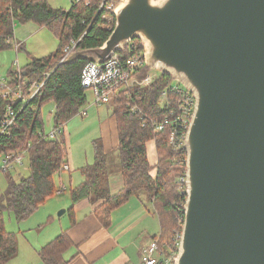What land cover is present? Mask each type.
<instances>
[{
    "label": "water",
    "instance_id": "95a60500",
    "mask_svg": "<svg viewBox=\"0 0 264 264\" xmlns=\"http://www.w3.org/2000/svg\"><path fill=\"white\" fill-rule=\"evenodd\" d=\"M115 21L64 60L103 61L139 37L148 65L196 96L174 264H264V0H120Z\"/></svg>",
    "mask_w": 264,
    "mask_h": 264
},
{
    "label": "trees",
    "instance_id": "16d2710c",
    "mask_svg": "<svg viewBox=\"0 0 264 264\" xmlns=\"http://www.w3.org/2000/svg\"><path fill=\"white\" fill-rule=\"evenodd\" d=\"M101 2L73 0L71 7L66 9L54 7L48 0H0V51L13 48L16 21H33L46 26L59 41L54 52L43 57L31 54L20 71L11 68L7 73L13 84L26 79L28 83L24 85L27 88L35 80L46 79L36 95L22 108L18 127L12 130L11 135L0 137V153L27 149L30 167L27 176L18 180L10 178L4 195H0V264H7L18 253L16 235L5 225V213L13 212L15 219L23 220L51 198L59 187L55 175L67 164V136L63 132L53 138H40L38 131L45 128L42 105L48 101L55 103L54 124L58 125L65 124L89 103L92 90L81 84V72L89 59H61L65 54L64 48L70 46L73 40L77 42V49L101 46L108 39L116 23L115 14L104 7L99 10ZM131 43L137 48L131 50ZM22 48L23 43L19 45V49ZM117 51L126 58L134 52L145 51V48L143 41L135 37L125 45L124 50ZM147 68L144 66L136 75L142 76ZM174 81L170 74L161 72L149 85L136 84L132 88L118 86L107 102L112 104L117 124L119 143L116 149L123 187L111 193L108 152L101 138H96L93 140V161L80 168L84 180L68 189L72 203L87 197L103 199L95 213L106 226L110 225L111 214L116 207L131 195L146 192L160 220L161 231L157 236L161 244L174 240L173 234L184 220L187 198L186 181H182L185 190L181 192L178 180L179 175L186 180V147L176 149L170 143L171 124H166L158 132L154 125L155 122H162L171 108L177 105V93L172 88ZM165 96L167 99L164 102ZM10 102L11 98L4 97L0 91V119ZM22 104L18 102L15 107L21 108ZM132 106H137L139 110L135 112ZM151 140L158 154L154 174L147 153V143ZM67 211L73 216L74 206H69ZM76 246L68 231L64 230L43 245L39 255L45 264H69L67 253Z\"/></svg>",
    "mask_w": 264,
    "mask_h": 264
},
{
    "label": "crops",
    "instance_id": "0c3cea01",
    "mask_svg": "<svg viewBox=\"0 0 264 264\" xmlns=\"http://www.w3.org/2000/svg\"><path fill=\"white\" fill-rule=\"evenodd\" d=\"M18 41L20 40L18 39ZM7 63L6 51H0V75H3L2 73L7 69ZM101 105H106L108 109L111 105V118L108 117V120L101 119L102 116H105L99 111ZM82 110H84L83 113L72 117L64 125L67 142L70 139L74 144L75 138L83 137L85 129L97 125L101 127L100 133L102 136L97 138H101L104 148L108 152L109 187L111 193L114 194L123 187V177L120 172V158L116 149L119 138L116 119L112 113V104H97L94 101L93 94H91L89 103ZM76 124L77 126L80 125L81 130L74 132ZM113 151H116L117 155L115 154L116 157L111 161L109 154ZM87 161V158H84L82 161L75 162L70 158L68 152V171H66L68 173L65 176L64 173L66 172L63 171L62 173L61 171L60 180H58L60 182L58 186L64 185L66 188L60 193L57 192V194L61 195L65 192L68 185L76 186L84 180L80 168ZM54 200L55 198H52L44 203L49 204V213L60 207H64L67 211L69 206H74L73 216L68 212L70 216L68 224L59 227V233L67 230L77 245L67 254L69 264H141L142 248L154 236L159 235L161 231L159 217L154 210L152 200L146 192L133 194L126 202L116 207L112 211L111 223L108 226L104 225L95 213V209L103 202V199L93 200L91 197H87L75 203H72L70 198L60 203H55ZM72 218H74V221ZM33 242L35 241L32 239Z\"/></svg>",
    "mask_w": 264,
    "mask_h": 264
},
{
    "label": "built area",
    "instance_id": "2783aa9c",
    "mask_svg": "<svg viewBox=\"0 0 264 264\" xmlns=\"http://www.w3.org/2000/svg\"><path fill=\"white\" fill-rule=\"evenodd\" d=\"M119 3L120 0H102L99 10L104 7L109 11H113L115 14V10ZM109 19L112 18L110 17ZM131 41L132 39L126 45ZM76 43L77 42L73 40L70 46L64 48L65 54L61 61L75 49ZM13 45L18 49L20 43L15 39ZM130 48L134 50L137 48V45L131 43ZM144 66H148L144 74L142 76L136 75ZM18 71H20L19 67ZM161 72L162 70L159 66L148 65L145 51L140 53L134 52L130 56L124 58L115 50L103 61H87L81 72V84L84 88L91 89L95 103L101 104L110 101L112 93L117 90L118 86L122 85L125 88H132L136 84L149 85L156 80ZM49 75L50 73L48 72L47 76ZM9 80L10 79H0V91L4 97H10L12 92H15L16 95L14 99H11L12 102L7 105L0 119V137L2 135H11L12 130L18 127V118L22 108L36 95L44 83V80H36L31 83L28 91L25 92L22 88L19 91H15V89L9 86ZM24 82L25 81H22L18 85L22 86ZM172 88L177 93V105L171 108L170 114L165 117L162 122H155L154 125L158 132L161 131L166 124H171L170 143L174 148L180 149L185 147L187 130L192 121L196 106V96L187 86L176 84L172 85ZM18 102L23 103L21 108L15 107ZM132 110L137 112L139 108L137 106H132ZM83 112L84 110H81L80 114ZM64 125L65 124H54L50 132L47 133L45 130H40L38 131V135L41 139L56 137L60 133L65 132ZM26 159H28L27 149L18 152L10 151L0 153V173L10 171L17 167H23ZM64 169H68L67 164H64L60 168V170ZM65 188L64 185H59L57 192L60 193L64 191ZM181 236L182 231L174 237L175 240L177 239L173 243L175 249H179L180 247ZM165 245L166 244H161L159 236L152 238L141 250V264H174L176 254L174 250L170 254L166 253L163 249Z\"/></svg>",
    "mask_w": 264,
    "mask_h": 264
},
{
    "label": "rangeland",
    "instance_id": "374dc122",
    "mask_svg": "<svg viewBox=\"0 0 264 264\" xmlns=\"http://www.w3.org/2000/svg\"><path fill=\"white\" fill-rule=\"evenodd\" d=\"M48 1L54 7H62L66 9L70 8L73 2V0H48ZM14 33H15L16 41H18L19 39L20 41L18 42L20 44L23 43L24 48L16 49L15 46L13 45V48H9L5 50L8 58V63H7L8 67L6 66L7 69L5 70L4 73H2L3 75H0V79L8 80L9 79L7 74L8 70H10L11 68L13 70H18V67L19 69H21V67H24L28 63L29 56L31 54L36 57L47 56L50 53L54 52L58 47L59 41L57 36L48 27L40 26L33 21L24 22V23L20 21H16L14 27ZM174 80L175 81L173 85L178 84L186 87V85L180 79L174 78ZM24 81L25 82L23 83V85L19 86L18 84H13L10 78L8 84L11 88L15 89V91H19L22 88L23 91L27 92L29 87L28 88L25 87L24 84H26V82L28 83V81L26 79H24ZM15 95H16L15 92H12L10 94V98L14 99ZM90 95L91 93L89 94V97ZM166 99L167 96L164 97V102L166 101ZM55 106L56 105L53 101L50 102L48 101L42 105V116L44 118V123H45L44 130L47 133L51 131L54 125ZM109 107L110 108L108 109L106 105L100 106L99 111L101 112L102 115H105L102 116L101 119L105 118L106 120H108V117L111 118V105ZM78 114H80V112ZM76 116L78 115L76 114L74 117ZM79 130H81V127L79 124L78 126L76 124L74 132ZM100 130L101 127L98 125L85 129V133L83 132L84 133L83 137L75 138L74 144H72L71 140L69 139L68 152L70 153V158L73 159L75 162L82 161L84 160V158H87L89 162H92L94 159L92 140L102 136ZM147 153L151 166H153L152 173L154 174L156 172L155 166L157 163L158 154L156 152L155 143L153 140L147 143ZM115 154L116 151H113L109 154V159L111 161L114 157H116L117 154L116 155ZM88 161L87 163H89ZM61 171L63 173V171L66 172L68 171V169H64ZM29 173H30V167H29L28 159L25 160V164L23 167H17L10 171L0 173V195L1 196L4 195L9 185L10 178H14L15 180H18L22 176H27ZM67 173L68 172L64 173V175L66 176ZM60 174L61 172L55 175L56 180H60L59 179ZM77 174L80 175L78 172ZM182 178L183 177H181L180 175L178 176V180L181 182L179 186L181 192L185 190L182 181L187 180V179L184 180ZM58 184H60V182ZM69 187L70 185L67 186V190L63 192L61 195L57 194V191L55 192V194L53 195L54 197L52 196V198H55L54 200L55 203H60L65 199H69V194H68ZM52 198L48 199V201L51 200ZM63 208L64 207L54 209V212L49 213L48 212L49 204H42V206H40L36 211H34L29 217L23 220L15 219L13 212L7 211L5 213L6 228L7 230L15 233L16 240L18 243V253L14 255L7 264H44L42 258L39 255V251L41 249V247L39 246H43L47 241L53 239L55 235H57L60 232L59 230L60 225L66 226L68 224L70 218L68 211H65L64 213L59 215V212ZM182 223L179 226L180 228L175 230L173 237H175L176 234L182 231V226H183ZM32 239L38 243L35 242L32 243ZM176 240L171 239L170 240L171 243L169 245L166 244L165 246H163V249L165 250L166 253L170 254L174 250V253L176 254L175 256H177L179 249L178 248L175 249L173 247V243ZM71 250H69L68 253Z\"/></svg>",
    "mask_w": 264,
    "mask_h": 264
}]
</instances>
